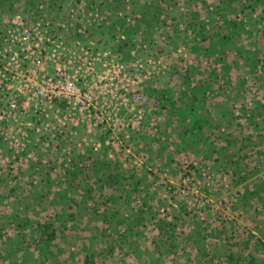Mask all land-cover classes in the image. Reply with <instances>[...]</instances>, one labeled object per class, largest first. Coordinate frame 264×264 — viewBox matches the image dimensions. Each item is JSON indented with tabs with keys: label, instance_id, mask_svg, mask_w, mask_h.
<instances>
[{
	"label": "rangeland",
	"instance_id": "1",
	"mask_svg": "<svg viewBox=\"0 0 264 264\" xmlns=\"http://www.w3.org/2000/svg\"><path fill=\"white\" fill-rule=\"evenodd\" d=\"M10 27L43 33L45 73L65 71L86 85L99 117H53L61 135L20 145L0 133L1 174L19 182L56 175L60 182L38 189L57 188L54 206L72 207L79 227L131 216L132 207L137 221L161 227L152 239L168 243L154 251L169 254L165 264H264V0H2L0 33ZM212 82L230 89L229 112L209 116V131L198 132L190 101L197 91L210 113ZM41 197L18 198L23 212L0 199L1 240L16 210L20 235L43 239L44 226L31 225ZM130 238L118 236L122 245Z\"/></svg>",
	"mask_w": 264,
	"mask_h": 264
},
{
	"label": "crops",
	"instance_id": "2",
	"mask_svg": "<svg viewBox=\"0 0 264 264\" xmlns=\"http://www.w3.org/2000/svg\"><path fill=\"white\" fill-rule=\"evenodd\" d=\"M209 42L211 41H208V44ZM223 52H225L224 48L221 53ZM226 68L227 67L224 66V70H226ZM246 68L245 70H248V67ZM227 76L230 75L227 74ZM232 83V81H229L228 86L230 87ZM212 85L217 89L214 93L216 97L213 100L217 101V104L210 113H207L208 108L204 106L205 99H202L203 96H198L196 94L197 91H195L196 98L190 101L191 108L187 113V115L190 116L188 123H190L189 126H192V128L197 127L198 132L207 133L209 131L206 130L205 125L206 119H208L209 116L213 115V117H216L222 112H229L227 109L229 99H227V97L230 95V89L221 90L219 88L220 90H218L216 83L212 82L210 86ZM206 88L205 86L204 89ZM206 91L207 90H205L204 93ZM184 98L186 100V96L183 97V99ZM180 99L183 100L182 96ZM181 100L178 102H181ZM219 118H221V116H219ZM227 120L228 117L220 120L219 126L225 124L224 122ZM260 131L261 135H263L264 125ZM250 133H252V131H249V134ZM33 135L35 134L30 133V137ZM47 135L50 136L51 133H47ZM8 136L13 139H18L19 141V137L17 138L18 135L8 134ZM247 137L253 139L252 135H248ZM258 140L261 144V140L263 141L264 137ZM259 148L262 149V147ZM2 152L3 154H7L5 156L8 157L13 153L9 151L8 146L2 147ZM8 157L3 158L8 159ZM6 164L8 165L9 163ZM18 164L19 163H15L14 166ZM58 164L67 165L68 163L61 160ZM262 170H264V164ZM8 176L7 174L0 173V199L4 200L3 202L1 201V203L6 205L8 212L14 207L23 212V207H20L18 204V198H36L37 195H41L45 203L36 202V209L38 212L36 217L40 218L35 219L38 220L36 221L37 223H32L31 225L40 224V226H44L43 228L53 226L52 230H54L56 237L52 242L47 243L44 241V238L39 240L42 232L39 237L32 241L28 239L29 236L27 233L26 237H24V233L20 235V229L18 230V212L16 210L14 212L16 218L13 223H8V225H6L9 229L6 231L9 236L8 239H0V247L4 248H0V264H165L170 262L168 253L165 254V252H163L155 254L154 252L156 250V245L166 246L168 244L164 241L165 238L162 237L163 235L160 238L157 237V239H152V236L156 233L162 234L161 227L152 226L149 222L144 221L147 218L145 216L142 221H137L136 217H134L135 215L132 207L128 209V212L132 214L131 216H128L125 211L114 212V219L110 220L109 223H90V225L87 224L86 226L83 224L79 227L78 221L75 218L77 214L75 210L73 211L72 207H69L71 209L66 211V209L62 207L54 206L53 202L58 203V201H61L60 193L57 188L55 189L52 187V189L48 191L45 190L44 193L38 189L42 188L48 181L50 183L55 182L56 175L53 173L48 175L47 172L42 171L37 177L31 179L23 176L25 179L22 177L23 181L20 182L18 179L11 180L10 176ZM69 178L68 174L66 180H69ZM22 179L20 178V180ZM26 180H29L30 183L24 184V182H27ZM56 180L60 182L61 179ZM20 185H25V189L18 188ZM73 194L74 192L71 194L69 191V197H72ZM52 199L54 200L51 203L50 200ZM0 209L5 210V213H7L5 208L1 207ZM86 209L89 215L88 217L90 218L91 212L93 213V211H91L92 209L89 207H86ZM93 216L94 215H92V217ZM119 216L121 218L120 220L117 219ZM122 220L125 221L124 224L121 223ZM111 222H113V224ZM125 228L127 230H125ZM119 229L121 233L125 232L128 236L132 237V239L130 238V240L123 245L120 244V239H118V236L121 234ZM94 230L95 233L93 235L85 234L94 232ZM101 230L103 231L98 233ZM29 233L30 232H28V234Z\"/></svg>",
	"mask_w": 264,
	"mask_h": 264
},
{
	"label": "built area",
	"instance_id": "3",
	"mask_svg": "<svg viewBox=\"0 0 264 264\" xmlns=\"http://www.w3.org/2000/svg\"><path fill=\"white\" fill-rule=\"evenodd\" d=\"M12 29L0 33V133L18 135L20 145L30 133H51L54 139L61 135V129L50 128L47 120L53 117L68 114L76 119L89 114L98 118L99 109L92 104L86 85L72 81L65 71L45 73L49 52L40 45L43 33L31 28L16 33ZM89 164L86 160L78 166L86 168Z\"/></svg>",
	"mask_w": 264,
	"mask_h": 264
},
{
	"label": "trees",
	"instance_id": "4",
	"mask_svg": "<svg viewBox=\"0 0 264 264\" xmlns=\"http://www.w3.org/2000/svg\"><path fill=\"white\" fill-rule=\"evenodd\" d=\"M97 167H98V165H97ZM97 167H96V169H97ZM98 172H100L99 168H98ZM114 177H115V175L113 174L112 176H109V178H107V179L108 180H112L113 183L115 182L114 184H116V179L117 178L114 179ZM262 191H264V184L261 186L260 190H258L257 195L260 194V192H262ZM52 227L53 226H50L49 228L45 227L44 231H43V238H44V241L47 242V243L52 242L55 239V237H56L54 230H52Z\"/></svg>",
	"mask_w": 264,
	"mask_h": 264
}]
</instances>
